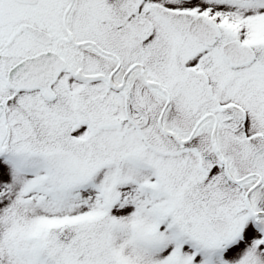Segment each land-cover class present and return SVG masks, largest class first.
<instances>
[{
    "label": "snow or ice",
    "instance_id": "snow-or-ice-1",
    "mask_svg": "<svg viewBox=\"0 0 264 264\" xmlns=\"http://www.w3.org/2000/svg\"><path fill=\"white\" fill-rule=\"evenodd\" d=\"M0 264H264V0H0Z\"/></svg>",
    "mask_w": 264,
    "mask_h": 264
}]
</instances>
